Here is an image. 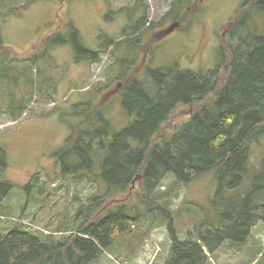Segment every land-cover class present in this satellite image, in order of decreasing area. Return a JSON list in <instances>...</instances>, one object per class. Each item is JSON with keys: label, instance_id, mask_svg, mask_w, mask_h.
<instances>
[{"label": "rangeland", "instance_id": "1", "mask_svg": "<svg viewBox=\"0 0 264 264\" xmlns=\"http://www.w3.org/2000/svg\"><path fill=\"white\" fill-rule=\"evenodd\" d=\"M138 1L143 3L141 8L136 5ZM173 1L0 0V12L5 14L2 46L13 51L6 57L9 74L17 76L25 69L22 77L11 81L7 92L0 86V145L7 152L9 164L1 177L15 184L1 212L5 218L0 220L2 233L23 223L31 230H44L55 237L68 236L77 231L73 218L80 207L89 204L93 196L104 194V188L100 192L95 183L64 177L55 159L70 137L71 127L79 121L74 112L76 105H98L106 112L112 132L119 133L135 121L123 107L125 82H145L154 94L151 71L174 67L206 73L219 65L221 53H228L230 31L225 36L224 33L247 0H196L192 9H185L173 34L161 37V30L175 24L166 19ZM145 15L148 31L141 35L136 47L131 45L128 33ZM251 18L252 26L264 33V13L253 11ZM66 25L78 31L88 50H101L111 42L114 47L104 51L100 63H90L82 61L73 44L58 45L49 49L47 61H35L37 65L33 66L34 58L43 51L40 45L44 38L65 33ZM132 36L135 40L139 34ZM145 55L146 66L142 64ZM224 65L221 75H227L229 70ZM122 74L125 78L119 79ZM31 80L35 89L42 91L31 99L29 110L21 119L11 122L2 108L3 101L7 93L11 100L25 98L33 90ZM193 114V106L178 105L154 141L170 142ZM263 159L264 140L254 145L251 175L236 189L220 191L215 173L210 172L173 192L176 179L168 174L156 194L148 199L143 195L142 179L136 181L126 193L106 203L127 205L133 208V216H140L134 236L128 238L124 248H119L120 254L108 250L94 264H166L172 245L170 226L184 241L195 236L198 229L228 225L223 215L232 202H239L250 191ZM93 171L96 184L104 185L98 177L102 173L98 164ZM36 175L39 178H34ZM32 180L33 189L29 192L26 187ZM263 201L264 195L255 200V205L261 206ZM166 209L174 218L164 222ZM258 215L263 216L261 208ZM68 223L71 228L63 231ZM225 251L228 254L215 259L217 264H264V221H258L245 243H225L222 253Z\"/></svg>", "mask_w": 264, "mask_h": 264}, {"label": "trees", "instance_id": "2", "mask_svg": "<svg viewBox=\"0 0 264 264\" xmlns=\"http://www.w3.org/2000/svg\"><path fill=\"white\" fill-rule=\"evenodd\" d=\"M195 1L174 0L166 19L181 20L185 9H192ZM140 3L136 5L141 8ZM253 11L263 14L264 0H247L243 4L238 20L232 21L228 53H221L219 67L206 73L174 67L151 71L154 94L145 82H125L121 94L123 107L135 121L123 131L112 132L106 112L98 105H76L74 112L79 121L71 127V135L55 159L64 177L95 183L100 192L104 188V194L93 196L89 204L80 207L73 218L77 231L68 236L55 237L44 230H31L23 223H16L5 233L0 230V264H94L108 250L120 254L119 248H124L128 238L134 236L140 216H133V208L127 205L106 203L126 193L137 177L142 179L143 195L148 199L156 194L168 174L176 179L173 192L210 172L215 173L220 191L241 187L252 172L254 145L264 140V33L252 26ZM4 15L0 12V86L5 93L11 81L22 77L25 69L17 76L9 74L6 57L13 51L2 46ZM147 25L146 15L137 21L128 33L131 45L137 47L141 35L148 31ZM132 34L139 36L134 40ZM50 35L41 43L43 51L34 58L33 66L37 65L35 61H47L49 49L58 45L73 44L82 61L90 63H100L104 51L114 47L111 42L101 50H88L78 31L67 25L65 33ZM224 64L229 69L227 75H221ZM124 78L122 74L119 79ZM31 88L20 100H11L7 93L2 108L11 122L19 121L29 110L31 99L42 91L35 89L33 80ZM178 105L193 106L192 118L170 142L156 143L154 138ZM97 164L102 170L98 176L104 180L102 186L95 180L93 170ZM8 169L7 152L0 145V220H5L1 215L4 201L15 187L1 177ZM32 187L33 180L26 189L31 192ZM263 195L264 159L250 191L239 202H232L223 215L228 225L223 223L206 231L198 229L195 236L184 241L170 226L172 245L166 264H208L210 257L206 251L213 256L228 241L245 243L258 221H264V201L261 206L255 205V200ZM260 208L263 216L258 215ZM164 211V222L174 218L173 213ZM70 228L68 223L63 231Z\"/></svg>", "mask_w": 264, "mask_h": 264}, {"label": "flooded vegetation", "instance_id": "3", "mask_svg": "<svg viewBox=\"0 0 264 264\" xmlns=\"http://www.w3.org/2000/svg\"><path fill=\"white\" fill-rule=\"evenodd\" d=\"M205 1H206V0H201V2H205ZM188 10H189V8H187V11H188ZM173 21H174L173 23H175V24H172V25H170L169 27H167V28L161 30L160 33H159V36L162 37V36H165V35H168V34H169V36H171V35L173 34V33H171V32H170L171 34L168 33V32H169V31H168L169 29L174 28L176 25H178V21H176V20H173ZM172 26H173V27H172ZM228 26H229V27H228V29L226 30V32L224 33V36H225L226 34H228V32L230 31V27L232 28V27L234 26V24H233L232 22H230ZM179 27H180V26H179ZM176 28H177V27H176ZM176 28H175V29H176ZM175 29H174V30H175ZM174 30H173V31H174ZM173 31H172V32H173ZM169 36H168V37H169ZM144 60H147V55H145V58L143 59V63H142L143 65L146 66V62L144 63ZM147 62H148V61H147ZM145 66L143 67V69L145 68ZM142 72H144V71H142Z\"/></svg>", "mask_w": 264, "mask_h": 264}, {"label": "crops", "instance_id": "4", "mask_svg": "<svg viewBox=\"0 0 264 264\" xmlns=\"http://www.w3.org/2000/svg\"><path fill=\"white\" fill-rule=\"evenodd\" d=\"M225 245V244H224ZM224 245L222 246V248L219 250V251H217L213 256H211L206 250V254L210 257V261H209V263L208 264H217V262H216V258L218 257V258H221V256L222 255H226V254H228V252H223L222 253V251H223V247H224ZM222 253V254H221Z\"/></svg>", "mask_w": 264, "mask_h": 264}, {"label": "water", "instance_id": "5", "mask_svg": "<svg viewBox=\"0 0 264 264\" xmlns=\"http://www.w3.org/2000/svg\"><path fill=\"white\" fill-rule=\"evenodd\" d=\"M176 27H177V25L174 28L169 29L168 30L169 31L168 33L172 32ZM138 180H140V177H137V179L133 182V185H135L136 184V181H138Z\"/></svg>", "mask_w": 264, "mask_h": 264}, {"label": "bare ground", "instance_id": "6", "mask_svg": "<svg viewBox=\"0 0 264 264\" xmlns=\"http://www.w3.org/2000/svg\"><path fill=\"white\" fill-rule=\"evenodd\" d=\"M147 35V34H146Z\"/></svg>", "mask_w": 264, "mask_h": 264}]
</instances>
